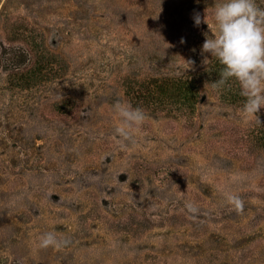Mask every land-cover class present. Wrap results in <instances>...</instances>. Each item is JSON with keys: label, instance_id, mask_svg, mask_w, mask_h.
<instances>
[{"label": "rangeland", "instance_id": "374dc122", "mask_svg": "<svg viewBox=\"0 0 264 264\" xmlns=\"http://www.w3.org/2000/svg\"><path fill=\"white\" fill-rule=\"evenodd\" d=\"M223 2L0 0V264H264V108L246 119L201 51ZM117 101L146 114L134 144Z\"/></svg>", "mask_w": 264, "mask_h": 264}, {"label": "clouds", "instance_id": "9594fccd", "mask_svg": "<svg viewBox=\"0 0 264 264\" xmlns=\"http://www.w3.org/2000/svg\"><path fill=\"white\" fill-rule=\"evenodd\" d=\"M213 18L215 31L211 37L205 33L201 48L202 53H210L223 66L219 79L212 83V87L220 89L234 79L240 86L241 96L245 98L241 108L243 116L254 118L261 125L258 113L264 108V8L259 7L256 0H224L215 6ZM192 19L194 26L204 23L210 29L205 15L194 11ZM184 42L181 38V43ZM191 63L188 62L189 65ZM113 108L120 118L115 134L122 145L134 144L135 131L147 119L144 110L119 101ZM226 202L237 214L243 213L244 201L238 195H227ZM185 206L190 213L198 212L192 203ZM71 243L69 238H57L54 232H45L39 237L42 249H60Z\"/></svg>", "mask_w": 264, "mask_h": 264}, {"label": "trees", "instance_id": "16d2710c", "mask_svg": "<svg viewBox=\"0 0 264 264\" xmlns=\"http://www.w3.org/2000/svg\"><path fill=\"white\" fill-rule=\"evenodd\" d=\"M17 53H14V66L15 67H20V66H24L26 65L27 63H29L31 61L30 57L28 54H17ZM218 80V79H214V82ZM182 80H173L171 82H164V83H161L158 84L156 83L157 86L155 85H149L147 84L144 85L143 84V87L144 89L141 90V92H143L144 94L148 95L149 97H152V98H159V96L162 98L165 97H168V98H171V95L172 94H176L178 91H180L182 89ZM155 86V87H154ZM233 90H226V92H224L223 96L224 97H227V98H230V100L232 99L233 102L237 101L238 103H242V102H245L243 100H241L240 98H238V96L236 94H234L232 92ZM235 91V90H234ZM242 101V102H241ZM156 103V102H154ZM239 105V104H238Z\"/></svg>", "mask_w": 264, "mask_h": 264}]
</instances>
